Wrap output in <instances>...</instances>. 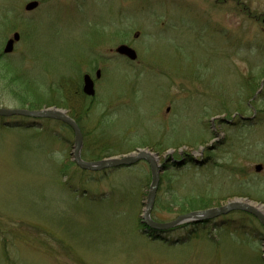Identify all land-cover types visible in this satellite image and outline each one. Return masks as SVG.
<instances>
[{
  "label": "rangeland",
  "instance_id": "rangeland-1",
  "mask_svg": "<svg viewBox=\"0 0 264 264\" xmlns=\"http://www.w3.org/2000/svg\"><path fill=\"white\" fill-rule=\"evenodd\" d=\"M28 1L0 0V52L19 33L1 62L38 85L29 99L40 108L77 114L83 160L137 149L184 159L159 173L157 222L179 215L169 196L264 206V95L250 103L241 87L264 78V0H36L25 11ZM121 43L135 61L117 56ZM1 72L0 106L20 107L23 90ZM84 73L93 96L75 95ZM73 137L60 121L0 117V264H264V228L243 211L147 235L148 163L80 173ZM167 171H182V183L168 188ZM122 186L119 209L111 193Z\"/></svg>",
  "mask_w": 264,
  "mask_h": 264
},
{
  "label": "water",
  "instance_id": "water-1",
  "mask_svg": "<svg viewBox=\"0 0 264 264\" xmlns=\"http://www.w3.org/2000/svg\"><path fill=\"white\" fill-rule=\"evenodd\" d=\"M38 2L36 0H30L24 5V9L26 11L33 10L37 7ZM19 34L14 32L12 37L7 39L4 44L3 52L10 53L12 52L13 45L15 41H18ZM116 53L119 55L125 56L126 59L130 61H135L137 58L136 51L127 44L121 43L118 44L115 48ZM95 77H100V70H95ZM82 91L87 96H93L95 94L94 89V81L88 74H84L83 76V85ZM169 110V109H167ZM12 116H23L30 118H38V119H52L56 121H60L65 125L69 126L74 134L73 137V151L72 158L77 166H79L83 170L90 171H101L104 169H118L121 167H130L135 165L138 161L144 160L148 163L151 174V181L149 185V192L147 195L146 207L143 211L142 222L149 229L155 231H165L169 228L174 227L177 224L184 222H204L209 221L219 216L226 215L233 211H243L247 212L258 220H260L261 225L264 228V214L257 208L258 205H253L249 201L233 200L227 201V203L219 206H214L202 210L190 211L187 213L179 214L174 219L168 222H157L154 221L151 216V209L153 207L155 194L159 184V173L163 172L165 169V162L171 160L175 162L177 165L183 164L184 159H180L178 161L174 160L171 156L164 159L163 163H158L157 154H152V152L147 151L145 149H137L134 153L124 154L121 156H110L97 161H85L81 158V148L83 144V136L81 135V130L78 124L72 119L65 110L57 108L55 106L52 107H44L40 109H28V108H20V107H2L0 106V117H12ZM251 119V117H250ZM201 162V161H199ZM255 170L260 171L262 166L260 164H256L254 166ZM264 231V230H263ZM264 252V251H263ZM264 260V253H263Z\"/></svg>",
  "mask_w": 264,
  "mask_h": 264
},
{
  "label": "trees",
  "instance_id": "trees-1",
  "mask_svg": "<svg viewBox=\"0 0 264 264\" xmlns=\"http://www.w3.org/2000/svg\"><path fill=\"white\" fill-rule=\"evenodd\" d=\"M0 11L8 12V10L5 9V7H3L1 5H0ZM259 18L263 22L264 21V13L261 15H256V19H259ZM4 57H5V55L2 52H0V68L2 70L1 76H2L3 82L5 83L6 88H9V86L12 85L13 82L14 83L18 82V84L15 83V85H17V86L19 85L20 89L23 90V93L25 92L24 93L25 95H22L23 93L19 94V92H22V91H19V89H18L19 92L15 95L16 100H17L16 101L17 104L20 107L24 106V107H27L30 109H37V108H40L41 106H43L44 104L38 105L36 103H33L32 99H31L32 101H30V99H29V97H32V95L30 94L32 87H38V85H36L35 82H32L31 79L26 78L24 76H20L16 73L10 71L8 69V66H7V64L10 62H5V63L1 62V59L3 60ZM1 63H2V65H1ZM262 81H263V84H262L261 90L259 93H257V91L260 89V85H261ZM243 85L244 86H241L242 90L246 94L247 101L250 103L258 100L259 98H261L264 95V78L263 77H260L258 79H254V78L251 79L250 78V80L244 81ZM74 92H75V95H77V93H79V95H80V92H78V90L75 89ZM54 98H58V97H54ZM62 98L65 99V98H69V97L66 94H64L62 96ZM236 108H237L236 112H238V113L242 112L241 110H243L240 107V105H237ZM69 115L76 121V123H78V124L80 123L77 114L75 115L74 113L73 114L69 113ZM95 146H96V148L98 147V145H95ZM111 155L112 154H108V153L101 154L98 157L94 158L92 161L100 160L101 158H105V157H108ZM189 158H191V157H189ZM108 171H110V170H108ZM79 172L83 173L84 171L80 169ZM181 172L182 171L175 172L176 174L171 173V172L166 173L165 180L168 181L167 182L168 188L171 186H174L176 184L182 183V179L184 178V174H181ZM138 177L139 176H137V172L132 171L131 175H130V179L126 180V181H129L130 183H132L133 187H137ZM258 188H259V185L253 184L252 186H248V190H253V191L255 190V192L258 190ZM260 189H262L264 191L263 187H260ZM129 192H130L129 189L124 188V186L117 187L116 189H113L112 193H111L112 204L115 205L116 207H118L119 209H121L123 206H125L123 203L125 201L129 200ZM178 198H180V199H178ZM106 199H108V197ZM209 203H210L209 198L205 197V196H200V197L197 196V197H190V198L181 197V196H179V197L169 196L168 206L174 207L176 210L171 211V212H173V214L177 215V214H181V213L182 214L187 213L190 211L205 209L208 207ZM141 228L143 231L147 230V232H149V234L151 236H153L154 238H158L161 236L159 234L160 233L159 231L150 230L146 226H141ZM176 228H178V227H176ZM176 228H174V229H176ZM196 230H197V227L193 226L189 232H190V234H193L194 232H196ZM176 242H178V241H173V243H176Z\"/></svg>",
  "mask_w": 264,
  "mask_h": 264
},
{
  "label": "flooded vegetation",
  "instance_id": "flooded-vegetation-1",
  "mask_svg": "<svg viewBox=\"0 0 264 264\" xmlns=\"http://www.w3.org/2000/svg\"><path fill=\"white\" fill-rule=\"evenodd\" d=\"M114 51V50H113ZM117 56H119V55H117ZM119 57H122V56H119ZM95 70H98V68L97 69H95ZM96 72V71H95ZM84 74H86V73H84ZM83 74V75H84ZM82 75V76H83ZM79 90V92H80V94H82L83 92H82V85H81V87L78 89ZM147 235H148V233L147 232H145Z\"/></svg>",
  "mask_w": 264,
  "mask_h": 264
},
{
  "label": "bare ground",
  "instance_id": "bare-ground-1",
  "mask_svg": "<svg viewBox=\"0 0 264 264\" xmlns=\"http://www.w3.org/2000/svg\"><path fill=\"white\" fill-rule=\"evenodd\" d=\"M257 208L264 214V206L258 205Z\"/></svg>",
  "mask_w": 264,
  "mask_h": 264
}]
</instances>
